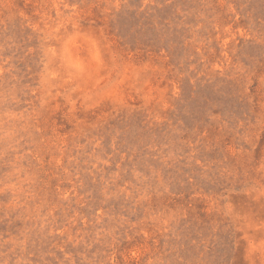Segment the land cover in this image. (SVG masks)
<instances>
[{
    "label": "rangeland",
    "instance_id": "1",
    "mask_svg": "<svg viewBox=\"0 0 264 264\" xmlns=\"http://www.w3.org/2000/svg\"><path fill=\"white\" fill-rule=\"evenodd\" d=\"M0 264H264V0H0Z\"/></svg>",
    "mask_w": 264,
    "mask_h": 264
}]
</instances>
